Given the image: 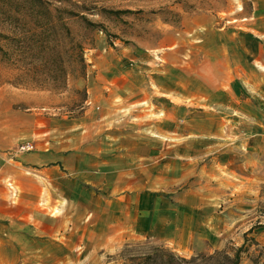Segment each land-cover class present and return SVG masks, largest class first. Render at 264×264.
I'll use <instances>...</instances> for the list:
<instances>
[{
  "label": "rangeland",
  "instance_id": "1",
  "mask_svg": "<svg viewBox=\"0 0 264 264\" xmlns=\"http://www.w3.org/2000/svg\"><path fill=\"white\" fill-rule=\"evenodd\" d=\"M31 2L0 0V264L233 254L246 234L264 246V183L244 177L254 180L255 158L237 120L240 85L249 104L262 100L254 81L215 75L210 62L245 48L249 71L264 74L251 32L264 0H43L53 19L20 14ZM207 82L221 87L214 103ZM67 152L95 185L48 170Z\"/></svg>",
  "mask_w": 264,
  "mask_h": 264
},
{
  "label": "crops",
  "instance_id": "2",
  "mask_svg": "<svg viewBox=\"0 0 264 264\" xmlns=\"http://www.w3.org/2000/svg\"><path fill=\"white\" fill-rule=\"evenodd\" d=\"M258 15L263 16L256 20L257 24L251 32H254L257 38L259 40H262L264 43V14L258 13ZM257 38H251L250 41H258ZM245 40H247V38ZM248 54L249 53L245 48L244 51L241 48L240 52L235 53L234 55H232L231 52H215L210 62L215 65V75L218 71H224V73H226L229 77H232V74L239 71L241 75L244 76V80H246V86H248V81H254L256 89L259 90L258 96L259 99L262 101L259 102V104L256 103V105L254 106L253 104H249V101H251V99L248 97V92L246 89H243L242 84L240 85L239 94L241 95V93L245 92L247 97L239 101L241 113L240 118H238L237 120L242 123L240 127V132L241 135L245 136V145L246 147H250L253 149L250 154L253 155L255 158L254 180L252 181V176L249 177V175H245L244 177L246 178V180L250 178V183L254 184L255 187H260V185L264 183V74L258 71L257 68H255L256 71H249V68L253 66L252 64H249V59L254 58V54H251L250 56ZM255 58L257 61H260L264 67V49H261L259 52L255 53ZM252 72L256 73L254 77L249 75V73ZM204 85L206 86H204V88H207V92H203L205 93L206 98L209 99V101L211 100L212 103L216 102L217 97L216 95H214L216 93L213 91L218 90L221 87L219 85L212 86L211 82H209V84L207 82V84ZM80 121L85 123L86 116H82L80 118ZM251 123L254 124L251 125ZM219 131L220 130L211 127L210 124L208 125L207 132L210 135L216 136ZM36 158H38L39 161H45L46 159L52 157H50L49 155L47 156L46 153H42L36 155L35 159ZM78 158L79 156L77 152H67L66 154H60L58 155V157H56L55 162H50L52 164L50 166H52L53 168H50L48 170L50 172H53L54 174H59V171H62V169L69 171L68 173L70 177H68L67 179L64 178L63 181H68L71 187L75 186L82 188L84 183L87 182H92L95 185L96 183L95 181H92V177L89 178L87 173L83 171V162H76ZM174 162L177 164L182 163V161L178 159H176ZM249 180L242 182H249ZM91 232L93 234L95 233L93 229L91 230ZM262 233H264V231Z\"/></svg>",
  "mask_w": 264,
  "mask_h": 264
},
{
  "label": "trees",
  "instance_id": "3",
  "mask_svg": "<svg viewBox=\"0 0 264 264\" xmlns=\"http://www.w3.org/2000/svg\"><path fill=\"white\" fill-rule=\"evenodd\" d=\"M32 2L29 4H25L23 7L25 10L24 13H20L19 9H17V12L20 14H26L33 17L36 16H44L49 17V19L55 18L54 15H52L51 10L48 6H46L43 2V0H31ZM107 12L110 13H127L131 12L130 10H107ZM11 14V13H8ZM12 17V16H9ZM82 18H86L85 16H82ZM86 20H88L86 18ZM91 25H95V23H92L89 21ZM57 24V23H56ZM56 24L54 22H46L41 23L40 28L46 29L48 27H55ZM66 29L69 30V27L65 23H63ZM47 30V29H46ZM255 245H260V242L256 240L254 237H249L248 234L245 235V241L244 243L239 246L233 254H231L228 250H221L217 251L214 254L206 255V254H200L198 256L191 257L190 259L186 257H181L177 255L176 253L172 251H167L165 249L158 250L156 249L153 254L146 255L142 258V263L139 264H148L149 261L153 264L154 261L157 260V257L159 256V253L162 257H165V260L163 264H208L212 263V261H216L215 264H241L246 257H249L251 264H264V246H261V248L257 247L256 250L258 251L257 255L251 256L250 254V247Z\"/></svg>",
  "mask_w": 264,
  "mask_h": 264
}]
</instances>
